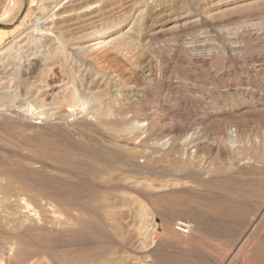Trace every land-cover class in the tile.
Wrapping results in <instances>:
<instances>
[{
  "label": "rangeland",
  "instance_id": "obj_1",
  "mask_svg": "<svg viewBox=\"0 0 264 264\" xmlns=\"http://www.w3.org/2000/svg\"><path fill=\"white\" fill-rule=\"evenodd\" d=\"M1 28L0 264H264V0H0Z\"/></svg>",
  "mask_w": 264,
  "mask_h": 264
},
{
  "label": "bare ground",
  "instance_id": "obj_2",
  "mask_svg": "<svg viewBox=\"0 0 264 264\" xmlns=\"http://www.w3.org/2000/svg\"><path fill=\"white\" fill-rule=\"evenodd\" d=\"M36 26V25H35ZM37 27V26H36ZM105 27V26H104ZM38 29V28H37ZM42 29V28H41ZM122 37V35L120 36V35H110V36H107V37H105L103 40H97L96 42H93V43H90V45L89 46H87V47H90L91 49H93L94 47H103V46H106V44L108 45V44H113L117 39H119V38H121ZM119 41V40H118ZM85 45H87V44H85ZM84 45V46H85ZM12 49V47H10V46H7V47H4V48H0V61H1V58L3 57L2 55L3 54H5V53H7L8 51H9V49ZM19 58V57H18ZM14 90V89H13ZM11 91V90H10ZM17 93V92H16ZM16 93H13L12 95H13V97H15L16 96ZM6 95V94H5ZM2 96V95H1ZM3 97H5V96H3ZM4 99V98H3ZM63 100H65L66 102H68V106L70 107V108H80L81 107V105L83 104V102H82V100H81V98H80V96L77 94V93H75V92H73V93H71L68 97H66V98H64ZM5 102V101H4ZM5 105V104H4ZM12 105V104H11ZM10 105V106H11ZM7 106V105H6ZM12 107V106H11ZM13 107H15V105L13 104ZM2 108V107H1ZM8 108H9V106H8ZM16 108V107H15ZM12 109V108H11ZM26 111H29L28 109L26 110ZM67 116V115H66ZM37 117V116H36ZM64 117V116H63Z\"/></svg>",
  "mask_w": 264,
  "mask_h": 264
},
{
  "label": "built area",
  "instance_id": "obj_3",
  "mask_svg": "<svg viewBox=\"0 0 264 264\" xmlns=\"http://www.w3.org/2000/svg\"><path fill=\"white\" fill-rule=\"evenodd\" d=\"M175 228H176L179 232H181V233H183V234H187V233L190 231L191 226H190V224H188V223L177 222L176 225H175Z\"/></svg>",
  "mask_w": 264,
  "mask_h": 264
},
{
  "label": "crops",
  "instance_id": "obj_4",
  "mask_svg": "<svg viewBox=\"0 0 264 264\" xmlns=\"http://www.w3.org/2000/svg\"><path fill=\"white\" fill-rule=\"evenodd\" d=\"M10 36V31L8 29H0V44L6 41Z\"/></svg>",
  "mask_w": 264,
  "mask_h": 264
}]
</instances>
